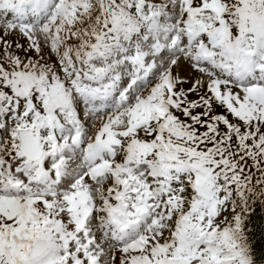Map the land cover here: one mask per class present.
Here are the masks:
<instances>
[{
	"label": "snow or ice",
	"instance_id": "6c2138e0",
	"mask_svg": "<svg viewBox=\"0 0 264 264\" xmlns=\"http://www.w3.org/2000/svg\"><path fill=\"white\" fill-rule=\"evenodd\" d=\"M264 0H0V264H264Z\"/></svg>",
	"mask_w": 264,
	"mask_h": 264
},
{
	"label": "trees",
	"instance_id": "16d2710c",
	"mask_svg": "<svg viewBox=\"0 0 264 264\" xmlns=\"http://www.w3.org/2000/svg\"><path fill=\"white\" fill-rule=\"evenodd\" d=\"M248 228L250 229V238L255 245L258 256L264 255V219L260 211H256Z\"/></svg>",
	"mask_w": 264,
	"mask_h": 264
},
{
	"label": "rangeland",
	"instance_id": "374dc122",
	"mask_svg": "<svg viewBox=\"0 0 264 264\" xmlns=\"http://www.w3.org/2000/svg\"><path fill=\"white\" fill-rule=\"evenodd\" d=\"M257 211H260L262 213L263 219H264V211H261L259 209H257Z\"/></svg>",
	"mask_w": 264,
	"mask_h": 264
}]
</instances>
